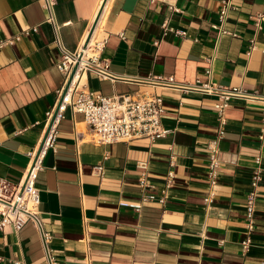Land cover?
I'll return each instance as SVG.
<instances>
[{
	"label": "crops",
	"instance_id": "1",
	"mask_svg": "<svg viewBox=\"0 0 264 264\" xmlns=\"http://www.w3.org/2000/svg\"><path fill=\"white\" fill-rule=\"evenodd\" d=\"M103 1L57 0L53 23L42 0H0V41L13 39L0 46V182L24 176L65 83L57 39L78 50L99 10L92 37L105 41L101 59L130 79L88 71L85 86L103 95L162 96L169 133L96 142L84 114L67 107L37 178L42 225L0 229V264H264V101L232 98L221 115L218 95L137 80L174 76L264 93V0H226L224 30L225 0H108L105 8ZM220 130L212 182L209 144ZM143 191L165 201L139 211L121 205Z\"/></svg>",
	"mask_w": 264,
	"mask_h": 264
},
{
	"label": "built area",
	"instance_id": "2",
	"mask_svg": "<svg viewBox=\"0 0 264 264\" xmlns=\"http://www.w3.org/2000/svg\"><path fill=\"white\" fill-rule=\"evenodd\" d=\"M43 7L48 11L50 22L55 23V6L57 0H42ZM230 8V2L224 1L220 12L221 27L226 20ZM100 12V10H99ZM98 12V14H99ZM97 14V16H98ZM35 29V28H34ZM19 38V37H17ZM85 38L80 48L74 52L68 51L59 39L63 55L57 67L65 75V83L58 90V98L55 106L47 112L44 134L39 146L30 152L31 162L24 176L17 183L8 180L0 182V229L12 225L16 230H21L28 221L35 225H42L39 217L40 194L37 187V178L41 169V162L46 149L52 146L58 122L64 117L67 107L71 106L74 111L84 114L96 142L114 143L129 141L133 138L149 137L152 139L164 137L169 133L162 124V116L165 112L164 98L159 95L140 96L138 94L123 93L119 95H103L96 93L81 83V78L88 72H94L103 79L116 80L119 78L130 79L127 76L115 74L110 70L107 62L101 59V52L105 41L99 38ZM13 39L0 41V46L11 44ZM89 51V52H88ZM140 82H146L153 86L163 88H177L185 91L195 90L208 94L218 95L220 101L216 104L222 115L228 102L232 98L255 99L264 101V93L248 91L241 87H228L208 81H197L194 83H183L175 80L174 76H153L148 78H137ZM223 135L220 130L219 137L209 144V176L215 182L219 167V144ZM44 143L42 144V142ZM173 160H171V164ZM102 171L103 166H96ZM174 172L169 171L167 185H170ZM262 179L260 170L254 172L253 190L247 196V228L251 231L254 227V211L257 196V186ZM140 187L145 190L148 186L145 173L139 181ZM144 192V191H143ZM165 197L154 193L144 192L137 201H122L121 205L130 206L139 211L148 201L158 200L163 203ZM45 242L49 240V234L43 232ZM250 239L244 242L248 247ZM51 264H52V260ZM86 264H91L87 260Z\"/></svg>",
	"mask_w": 264,
	"mask_h": 264
},
{
	"label": "water",
	"instance_id": "3",
	"mask_svg": "<svg viewBox=\"0 0 264 264\" xmlns=\"http://www.w3.org/2000/svg\"><path fill=\"white\" fill-rule=\"evenodd\" d=\"M100 13H101V12H100ZM100 13H99V15L97 16V18H96V20H95V22H94V24H93V27H92L91 31L89 32V35H88V39H87L86 44H88V42L90 41V39H91V37H92V35H93V32H94V29H95V27H96V25H97V21H98V19H99ZM43 143H44V141L42 142V144H43Z\"/></svg>",
	"mask_w": 264,
	"mask_h": 264
},
{
	"label": "bare ground",
	"instance_id": "4",
	"mask_svg": "<svg viewBox=\"0 0 264 264\" xmlns=\"http://www.w3.org/2000/svg\"><path fill=\"white\" fill-rule=\"evenodd\" d=\"M107 2H108V0H104V1H103V6H104L103 8H105V6L107 5ZM101 6H102V5H101ZM99 13H100V12H99ZM88 52H89V51H88ZM84 80H85V74H84L83 77L81 78V83L84 82Z\"/></svg>",
	"mask_w": 264,
	"mask_h": 264
}]
</instances>
